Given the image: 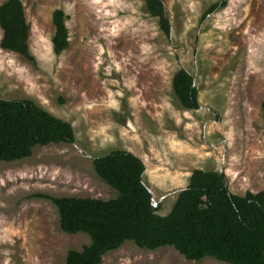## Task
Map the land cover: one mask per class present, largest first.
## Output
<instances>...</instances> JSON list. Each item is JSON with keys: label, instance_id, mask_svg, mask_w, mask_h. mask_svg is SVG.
<instances>
[{"label": "rangeland", "instance_id": "rangeland-1", "mask_svg": "<svg viewBox=\"0 0 264 264\" xmlns=\"http://www.w3.org/2000/svg\"><path fill=\"white\" fill-rule=\"evenodd\" d=\"M6 0H0V5ZM33 61L0 47V98L31 99L69 122L73 144L38 146L0 161V264H65L90 243L67 234L56 208L37 194L108 200L118 192L93 158L134 153L144 182L167 215L196 169L223 171L231 193L264 189V0H163L171 35L146 0H21ZM65 13L69 45L54 52L53 12ZM3 32L0 28V42ZM194 76L200 108L185 110L172 80ZM101 264H228L185 259L172 247L126 242Z\"/></svg>", "mask_w": 264, "mask_h": 264}, {"label": "trees", "instance_id": "trees-1", "mask_svg": "<svg viewBox=\"0 0 264 264\" xmlns=\"http://www.w3.org/2000/svg\"><path fill=\"white\" fill-rule=\"evenodd\" d=\"M224 6L223 0L212 4L201 20ZM146 9L169 38L171 24L163 0H146ZM52 22V43L59 55L69 45L65 13L55 10ZM0 28L3 50L34 60L29 47L30 25L21 0H6L0 5ZM172 85L182 108H200L191 73L179 69ZM262 110L264 119V102ZM74 142L72 125L35 101L0 98V161L24 160L38 146ZM93 166L96 174L118 192L115 198L36 195L56 208L63 232L90 237L81 251H68L65 264H101L105 255L126 242L149 251L172 247L190 261L211 257L228 264H264V189L236 195L230 192L223 171L196 169L171 211L160 215V206L153 207V194L143 179L146 166L137 155L113 149L93 158Z\"/></svg>", "mask_w": 264, "mask_h": 264}, {"label": "water", "instance_id": "water-1", "mask_svg": "<svg viewBox=\"0 0 264 264\" xmlns=\"http://www.w3.org/2000/svg\"><path fill=\"white\" fill-rule=\"evenodd\" d=\"M153 207L156 208L157 207V204H153Z\"/></svg>", "mask_w": 264, "mask_h": 264}]
</instances>
